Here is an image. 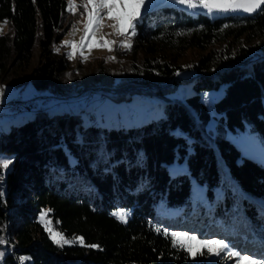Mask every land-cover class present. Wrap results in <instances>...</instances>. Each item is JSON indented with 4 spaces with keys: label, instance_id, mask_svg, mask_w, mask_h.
<instances>
[{
    "label": "trees",
    "instance_id": "trees-1",
    "mask_svg": "<svg viewBox=\"0 0 264 264\" xmlns=\"http://www.w3.org/2000/svg\"><path fill=\"white\" fill-rule=\"evenodd\" d=\"M67 9V0H0V21H8L0 32V87L32 83L38 99L55 103L0 132V155L12 160L0 169V264H235L193 258L164 231L222 239L264 260V166L226 137L249 126L264 142V10L213 18L172 6L146 10L131 50L124 49L130 61L116 70L97 65L77 83L75 98L90 91L119 102L138 92L159 102L156 116L124 125L100 124L84 101L86 119L59 110L65 99L49 93L74 71L56 45L84 10ZM248 34L258 38L207 49ZM179 45L202 54L177 64L163 53ZM34 51L38 60L25 71ZM219 86L207 136L205 94ZM174 160H184L187 173L169 175L165 164ZM188 176L205 186V203L190 204ZM42 212L68 243L53 241Z\"/></svg>",
    "mask_w": 264,
    "mask_h": 264
},
{
    "label": "rangeland",
    "instance_id": "rangeland-1",
    "mask_svg": "<svg viewBox=\"0 0 264 264\" xmlns=\"http://www.w3.org/2000/svg\"><path fill=\"white\" fill-rule=\"evenodd\" d=\"M162 6H172L179 9H183L192 14L196 13H205L209 18L215 16H220L227 13H215L209 15L206 10L203 9H189L185 5H180L176 0H146V5L142 9V14L149 9ZM106 10L102 13L104 15ZM87 23V14L84 13L79 20L75 23V28L71 27L61 38V40L56 45L57 48H63L66 51V56L69 58L68 53H72L73 49L70 45H64V41L75 42L78 46L80 45L81 39L85 36V24ZM0 24H3L2 31L6 29V24L0 21ZM115 21L110 20L104 15V19L101 21L100 26L95 31V39L99 43H103L105 40L114 41L111 45L112 51H109L107 48L103 47H94L89 49L84 47L82 49L83 56L76 52L72 58H69L70 65L74 70L70 77V82L65 87H60L59 90H51L50 95L61 97L64 100H59V110H67L70 112H78L80 117L86 119L87 111L84 109L79 110V105L87 102V106L90 108V112L93 113V118L100 124H116L118 121L124 125L128 124H137L143 120L156 116L157 113L161 111V106L159 102L154 101L149 103V98L143 96L138 92H133L131 98L128 100H121L119 102L114 101L109 96L102 98L98 96L97 93H93L91 96L90 91H87L88 97L79 96L75 98L78 94H81L82 91H78V81L82 76L87 74H92L98 65L100 69L116 70L122 68V66L130 61V56L124 52L123 47L120 46L121 42L131 43L132 36L130 33L127 36H120L117 34L116 28L113 26ZM0 31V32H2ZM92 34H89L91 38ZM258 37H253L252 35H242V40H223L218 41L217 43L207 46L208 48L219 49L225 46L227 43L231 47H235L239 44V41L246 42L247 44L253 43ZM87 43V41H86ZM164 55L171 57L173 61L177 64H187L193 62L197 59L199 55L202 54V51L196 50L192 47H185L184 45H179L174 47H168L164 51ZM139 54V53H138ZM137 54V55H138ZM136 55V56H137ZM110 57H114L111 59ZM38 60L37 51H34L32 57L30 58L28 65L25 71H30L31 68L36 64ZM77 66V68H76ZM4 91L0 95V109L5 106V103L9 102L12 99H20V101L25 102L29 98H37L36 95L41 94L42 92L37 90L32 83H28L25 87L21 89H13L7 86H1ZM182 90V88L180 89ZM222 92V86H219L217 89L209 90L206 92L205 96V105L210 112V116L207 120L205 128L203 130L204 134L207 136H212L215 126V117L214 111L212 108V101L217 98ZM35 95V96H34ZM175 96V95H173ZM50 96H44L38 99L40 105L37 108H29L19 110H3L4 114L0 117V132L6 130L9 125L22 121L25 118L31 117L33 111H41L44 108L54 106V98L48 101ZM52 98V97H51ZM75 98V99H74ZM41 99H44L41 100ZM56 99V98H55ZM84 101V102H83ZM85 105V104H83ZM152 109V110H150ZM226 137L240 150L241 155L247 156L264 166V142L258 136V134L251 129L249 126H245L242 131L237 134H232L226 132ZM9 158L10 156L0 155V159ZM166 170L169 175L176 173L185 172L187 173V168L184 160L182 161H171L165 164ZM190 181L189 187V199L191 205H199L206 202V193L205 186L197 182L192 176H188ZM117 213V212H116ZM50 237L51 234L49 233ZM10 246V250H11ZM1 257V254H0Z\"/></svg>",
    "mask_w": 264,
    "mask_h": 264
},
{
    "label": "snow or ice",
    "instance_id": "snow-or-ice-1",
    "mask_svg": "<svg viewBox=\"0 0 264 264\" xmlns=\"http://www.w3.org/2000/svg\"><path fill=\"white\" fill-rule=\"evenodd\" d=\"M180 5H185L189 9H203L209 15L215 13H229L236 11H243L245 13H255L260 10H264V0H176ZM68 12L76 15V9L78 7L83 8L84 13L87 14V23L85 24V36L81 39L80 45L78 46L75 42L64 41V45H70L73 49L72 53H68L69 58H72L76 52H79L83 56L82 49L88 47L89 49L94 47L107 48L112 51L111 45L114 41L105 40L102 44L96 41L95 31L100 26L101 21L104 19V15L108 19L115 21L113 25L116 28L117 34L120 36L134 37L136 35V25L139 23L142 9L146 5V0H80V5H77L76 0H67ZM106 10V13H102ZM8 23L7 20L3 22ZM75 28V25L72 26ZM3 24H0V31H2ZM92 34L89 38V34ZM87 41V43H86ZM121 47L126 50H131V43L121 42ZM59 52V48L56 49ZM114 59V57H110ZM4 89L0 87V95L3 94ZM12 160L9 158L0 159V169H8ZM2 195V193H0ZM45 213H41V220L45 223L46 230L50 232L51 238L54 242L68 243L64 240L63 236L59 232H55L51 228H47V221L45 219ZM123 222H127L124 213H117ZM157 232H161V229L157 228ZM163 235L170 236L173 246L177 245L184 248L189 255L195 258L197 255L204 256H216V257H231L235 260V264H264V260L254 259L252 256L242 254L239 251H234L229 243L222 239H200L194 235H189L185 232H163ZM83 243V238H78ZM4 240L0 237V243ZM95 247V246H93ZM206 250V252L204 251ZM224 254V256H222Z\"/></svg>",
    "mask_w": 264,
    "mask_h": 264
},
{
    "label": "built area",
    "instance_id": "built-area-1",
    "mask_svg": "<svg viewBox=\"0 0 264 264\" xmlns=\"http://www.w3.org/2000/svg\"><path fill=\"white\" fill-rule=\"evenodd\" d=\"M22 101H20V98L12 99L9 102L5 103V106L1 107V109L6 108V110L10 111V110L18 109V108L19 110H22L23 108H34L38 106L35 98L27 99V101L25 102H22ZM1 109H0V117L4 114L3 110L1 111Z\"/></svg>",
    "mask_w": 264,
    "mask_h": 264
},
{
    "label": "water",
    "instance_id": "water-1",
    "mask_svg": "<svg viewBox=\"0 0 264 264\" xmlns=\"http://www.w3.org/2000/svg\"><path fill=\"white\" fill-rule=\"evenodd\" d=\"M230 14H233V15H238V16H250V15H253L255 13H245L243 11H236V12H229Z\"/></svg>",
    "mask_w": 264,
    "mask_h": 264
},
{
    "label": "bare ground",
    "instance_id": "bare-ground-1",
    "mask_svg": "<svg viewBox=\"0 0 264 264\" xmlns=\"http://www.w3.org/2000/svg\"><path fill=\"white\" fill-rule=\"evenodd\" d=\"M34 108H37V107H34ZM23 109H29V108H23ZM23 109H22V110H23Z\"/></svg>",
    "mask_w": 264,
    "mask_h": 264
}]
</instances>
